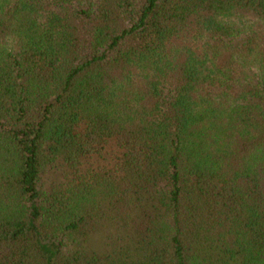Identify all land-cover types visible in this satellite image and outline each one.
<instances>
[{"label": "trees", "instance_id": "trees-1", "mask_svg": "<svg viewBox=\"0 0 264 264\" xmlns=\"http://www.w3.org/2000/svg\"><path fill=\"white\" fill-rule=\"evenodd\" d=\"M0 264H264V0H0Z\"/></svg>", "mask_w": 264, "mask_h": 264}]
</instances>
